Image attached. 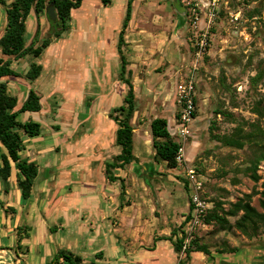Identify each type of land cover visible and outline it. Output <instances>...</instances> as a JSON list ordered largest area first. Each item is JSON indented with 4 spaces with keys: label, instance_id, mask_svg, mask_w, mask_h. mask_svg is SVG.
Here are the masks:
<instances>
[{
    "label": "crops",
    "instance_id": "1",
    "mask_svg": "<svg viewBox=\"0 0 264 264\" xmlns=\"http://www.w3.org/2000/svg\"><path fill=\"white\" fill-rule=\"evenodd\" d=\"M174 1L177 6L173 3L166 5L168 14L164 15L158 12L153 0L133 1L123 50L129 62L127 69L132 71L136 94V111L131 119L136 159L124 167L112 169L115 180L108 177L106 163L113 161L121 151L116 144L118 124L110 116L115 107L124 103L128 92V85L120 79V72L110 75V82L101 79L98 82V79L90 80L86 76L81 79L82 91L79 94L62 84L58 86L59 72L55 73L54 89L65 94L54 95L55 102L60 99L58 107L54 103L53 107L45 109L44 100L36 91L52 126L43 136L51 134L52 141H55L45 146L33 144L31 139L41 137L42 130L33 137L23 135L25 148L21 151L22 158L39 164V173L29 198L22 195L16 169L7 181L0 179V264H47L60 249L72 250L85 261L90 258L101 264H149L148 260L159 257L158 253L161 255L164 250H174L173 241L163 237L171 236L172 231L185 222L190 211L192 188L187 173H183L185 168L183 172L174 174L183 180L188 192L187 209L183 211L182 204H177L180 198L172 184L174 176L170 171L182 166L169 170L160 166L167 167V164L155 158L151 133V121L156 117L167 118L170 129L172 124L178 125L177 76L172 73L166 79L162 75L153 79L159 63L156 56L161 51L167 56L166 64L181 52L179 70L186 65L187 55L182 53L180 43L185 40L181 34V28L187 23L181 16L185 9L181 0ZM112 3L113 0L107 5ZM174 15L178 16L177 21ZM55 40L52 37L50 43ZM172 43L176 44L174 50L171 49ZM189 46L191 50V44ZM111 54L114 56V50ZM93 63L94 69H98L96 62ZM104 74L107 75L106 70ZM89 80L94 84L89 85ZM12 90L16 91V86L12 85L11 93ZM85 104H88L87 108ZM61 115L65 116L63 122ZM54 124L58 126L53 127ZM190 133L194 135L193 129ZM192 143L193 147L191 145L187 150V154H191L189 158L186 155L187 160H191L197 144ZM89 148H92L91 152ZM53 152L57 154L51 157ZM81 160L83 163H78ZM70 168L81 171L85 177L84 185H87L85 189L84 186H74L80 180L70 178ZM62 171H66V177L60 176ZM95 171L101 173V185H96ZM7 207H14L15 211L6 213ZM54 217L57 223L52 228L50 219ZM20 226L28 227V236L19 241ZM50 228L53 234L52 231L49 234ZM183 229L186 232L187 224ZM181 235L179 232L178 236ZM18 241L21 247H18ZM35 246L39 250L36 256ZM99 252H102L100 259L96 257ZM112 256L115 258L113 261ZM183 257L179 255L178 260Z\"/></svg>",
    "mask_w": 264,
    "mask_h": 264
},
{
    "label": "rangeland",
    "instance_id": "2",
    "mask_svg": "<svg viewBox=\"0 0 264 264\" xmlns=\"http://www.w3.org/2000/svg\"><path fill=\"white\" fill-rule=\"evenodd\" d=\"M153 1L156 2L155 6L162 15L168 14L166 5L173 3L177 6L174 0ZM127 5L128 0H113L110 5H106L102 0H84L80 8L72 10L69 29L61 36L56 37V40L44 49L41 56L35 57L28 53L19 59L15 58L12 67L22 76L11 77L9 81L10 87L14 85L17 88L16 91L12 90V94L18 97V102L23 103L29 91L34 89L42 96L45 109L53 107L54 103L55 107H58L57 102L60 99L55 102L54 95L63 93L54 89V75L57 72H59L58 80L60 82L58 86L62 84L76 90L74 92L78 94L82 91L81 79L86 76L90 80L96 78L98 82L100 79L110 82L112 80L110 75L119 74L121 58L117 42L119 32L123 27ZM238 13L240 17L236 20L234 15ZM174 19L177 21L178 16L174 15ZM6 22V8L0 3V36L4 32ZM53 27L55 30L60 29L47 17L46 13L38 15L33 9L27 20V46L32 44L34 47L40 46L44 39L49 38L48 33ZM181 34L185 39L180 43L182 44V53L187 55L186 65L180 69L181 71L179 70L183 56L181 52H177L176 57L170 62L167 61L166 64L167 56L161 51L160 55L156 56L157 62H159L156 65L158 74L154 73L153 79H158L160 75L166 79L173 73L177 76V84L183 75L189 74L193 56L189 46L190 25L188 23L181 28ZM175 47L176 44L172 43L171 49L174 50ZM113 50L114 56L111 54ZM93 62H96L98 69H94ZM33 63L43 66L41 75L35 81L26 79L24 76ZM105 70L107 75L104 74ZM90 80L88 84H94ZM196 84V117L199 118V122L196 118L190 124V130L193 129L194 135H188L185 141V158L186 155L187 158L191 156V154H187V150L191 145L193 147L192 142L197 144L194 146L191 160L185 159L180 164L182 167L170 170L174 176L172 184L176 186L180 198V202L177 204H182L183 211L187 209L188 192L183 180L174 175L183 172V168H185L183 173H187L188 168H194L197 174L203 178L202 194L208 201L221 197L225 198L227 202H233L245 193L253 191L254 188L261 189V181L255 183L244 171L249 164V158L253 155L254 150L251 145L247 143L243 149L224 146L212 139L210 126L213 121H216L217 127L213 130L214 133L231 134L237 125H244L249 130L250 123L258 120L257 114L254 113V106L259 100H264V0H229V6L222 9L216 24L211 29L209 53L205 56L204 61L200 62L199 69L196 71ZM87 105L85 104L86 108ZM218 110L232 113L233 116L218 114ZM55 112H57L56 108ZM173 115L174 113L170 118ZM48 117L43 109L39 112L28 111L20 114L22 121L36 120L42 124L41 137L31 139L33 144L45 146L55 141V139L52 141L51 134L43 136L45 133L47 134L48 128L52 127ZM64 119L65 116L61 115L60 120L63 122ZM261 123L264 125V121ZM57 126L53 125V127ZM171 128H176V126L172 124ZM42 137H44L43 140ZM176 138L179 139V137ZM117 148L119 151L120 147L117 146ZM89 150L91 152L92 148ZM56 154L53 152L51 157ZM78 163L81 164L83 161ZM160 166L169 170L161 164ZM79 171H76V168L71 170L70 178L80 180L81 184L74 186H84L85 189L87 186L84 185L86 182H83L85 177ZM258 172L264 180V160L261 161ZM65 174L66 171H62L60 176L66 177L67 174ZM100 174V172H94L93 177H95L96 185L102 183ZM183 179L185 180V177ZM59 180L58 178L57 182ZM259 198L260 195H255L252 204L262 210ZM228 206L229 204L226 205V207ZM55 220V217L50 219L52 228L57 223ZM231 220L234 222L235 219ZM51 231L50 228L49 234ZM198 233L202 241L210 246L212 254L194 252L187 264H264V231L254 238H248L237 228H233L231 231H219L206 224L198 228ZM232 248H237V251L219 252L222 249ZM34 253L35 256L39 255L36 246ZM161 255L158 253L159 257H151L148 260L149 264H158L161 261L162 264H178L179 262V254L174 250H164ZM114 259L112 256L111 260ZM87 261H91L90 258Z\"/></svg>",
    "mask_w": 264,
    "mask_h": 264
},
{
    "label": "trees",
    "instance_id": "3",
    "mask_svg": "<svg viewBox=\"0 0 264 264\" xmlns=\"http://www.w3.org/2000/svg\"><path fill=\"white\" fill-rule=\"evenodd\" d=\"M84 0H0L5 6L7 12V22L3 34L0 36V179L7 181L12 175L13 170H17V182L24 198H29L39 173V164L36 161L24 159L21 151L25 148L23 135L30 137L39 135L42 130V124L34 120L22 121L20 114L24 112H38L42 109L41 96L31 89L25 101L19 105L18 97L10 92L9 79L11 77H20L21 73L12 67L14 59H19L25 54L31 53L39 57L44 49L50 45L51 38L61 36L70 27L72 19V10L80 8ZM106 5L111 0H102ZM133 1L128 0L127 11L123 21V27L119 33L118 52L121 58L120 79L128 85V92L124 103L115 107L110 116L118 124L116 130V144L120 146L121 151L113 161L106 163V172L111 180L116 177L112 169L124 167L136 159L134 155V127L131 119L136 111V94L132 82V71L127 69L129 64L124 53L123 46L126 44L125 33L132 17ZM54 5L58 14L54 24L60 27L55 30L54 27L49 33V38L43 40L40 46H27V20L33 9L37 14L46 13L47 8ZM48 17V15H47ZM49 18V17H48ZM43 66L39 63H33L24 76L30 80L37 79L42 72ZM197 103V97L195 99ZM218 114L232 117L233 114L218 110ZM254 113L257 114V122L250 123L251 128L247 130L244 125H237L231 134L214 133L217 127L216 121L210 126L212 139L220 142L222 145L237 149H243L247 143L253 148V155L249 158L248 165L245 167V173L255 182L261 181V189L254 188L253 191L245 193L235 201L227 202L225 198H213L210 200L211 207L207 209L202 220L204 223L213 226L219 231H231L233 228L240 230L248 238H254L264 231V180L259 174L261 161L264 160V100H259L254 106ZM197 116V109L195 112ZM180 120V112L176 114ZM249 124V122H247ZM151 133L153 137V146L155 148V158L166 161L169 169H175L180 166L177 155L181 148L179 140L171 133L168 119L165 117H156L151 121ZM124 188V184H123ZM260 195L259 202L262 210H259L252 204L253 197ZM229 204L228 207L226 205ZM193 206L190 205L189 214L180 228H175L171 236H164V239L173 241L174 250L182 255L187 234L183 229L191 219ZM14 207L5 208V212H14ZM234 218V222L231 220ZM27 226L18 227L19 241L28 236ZM24 231V232H23ZM179 232L182 235L179 237ZM174 237H176L174 239ZM158 238H156L157 240ZM18 241V247L21 243ZM237 248L222 249L219 252L232 253ZM194 252H203L211 255L210 246L202 241L198 229L193 232L192 239L184 250V257L178 264H187L191 260ZM98 259L102 258V252L96 254ZM47 264H101L97 261H85L80 255L69 249H60L56 255Z\"/></svg>",
    "mask_w": 264,
    "mask_h": 264
},
{
    "label": "built area",
    "instance_id": "4",
    "mask_svg": "<svg viewBox=\"0 0 264 264\" xmlns=\"http://www.w3.org/2000/svg\"><path fill=\"white\" fill-rule=\"evenodd\" d=\"M185 9L186 21L190 25V44L193 60L189 74L182 78L176 85V100L180 107V120L176 128L170 131L175 137H179L181 148L177 155L179 164L184 162L185 141L190 135V124L195 120L197 103V84L196 71L199 69L200 62L204 61L209 53L211 29L216 24L220 12L223 8L229 6V0H181ZM240 14H235L234 18L238 20ZM189 183H191L192 192L190 195V204L193 206L191 219L187 222L186 240L184 244V253L187 244L193 236V232L200 226L206 225L202 220L211 202L202 194L204 187L203 178L197 174L194 168L187 169Z\"/></svg>",
    "mask_w": 264,
    "mask_h": 264
},
{
    "label": "water",
    "instance_id": "5",
    "mask_svg": "<svg viewBox=\"0 0 264 264\" xmlns=\"http://www.w3.org/2000/svg\"><path fill=\"white\" fill-rule=\"evenodd\" d=\"M47 15L49 17V19H52L54 21H56L58 19V14L56 12V9H55V6L54 5H50L48 8H47ZM183 18H185L186 20V15H181Z\"/></svg>",
    "mask_w": 264,
    "mask_h": 264
}]
</instances>
